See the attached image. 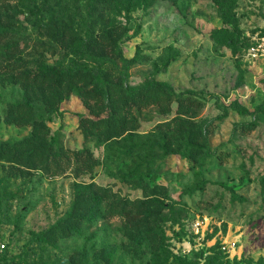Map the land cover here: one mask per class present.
<instances>
[{
    "label": "rangeland",
    "instance_id": "obj_1",
    "mask_svg": "<svg viewBox=\"0 0 264 264\" xmlns=\"http://www.w3.org/2000/svg\"><path fill=\"white\" fill-rule=\"evenodd\" d=\"M260 35L264 0H0V264H264Z\"/></svg>",
    "mask_w": 264,
    "mask_h": 264
},
{
    "label": "built area",
    "instance_id": "obj_2",
    "mask_svg": "<svg viewBox=\"0 0 264 264\" xmlns=\"http://www.w3.org/2000/svg\"><path fill=\"white\" fill-rule=\"evenodd\" d=\"M247 59L251 61H264V35L255 37L245 49ZM188 228L194 235L204 233L203 222L199 219H192L188 223ZM4 246L3 244H1Z\"/></svg>",
    "mask_w": 264,
    "mask_h": 264
},
{
    "label": "trees",
    "instance_id": "obj_3",
    "mask_svg": "<svg viewBox=\"0 0 264 264\" xmlns=\"http://www.w3.org/2000/svg\"><path fill=\"white\" fill-rule=\"evenodd\" d=\"M251 42V41H250ZM247 43L246 47L250 44ZM245 47V49H246ZM135 62V57H131V58H124V64H123V67L125 69H128L130 67V65L132 63ZM41 70H43V72L47 73L49 71H52V72H55V73H60V72H63V73H69L71 69H65V68H62V69H57V68H54L50 65H42L41 67ZM150 86H156V87H159L161 89H164V90H169L170 92H173V90L168 87L163 81H159V80H155V81H151L150 83H148ZM233 197L235 199H242V196L238 195L237 193L233 192Z\"/></svg>",
    "mask_w": 264,
    "mask_h": 264
}]
</instances>
